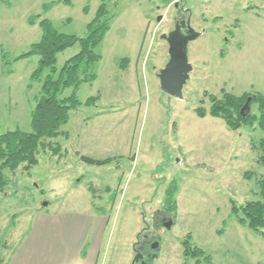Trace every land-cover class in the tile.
I'll return each instance as SVG.
<instances>
[{"label": "rangeland", "instance_id": "obj_1", "mask_svg": "<svg viewBox=\"0 0 264 264\" xmlns=\"http://www.w3.org/2000/svg\"><path fill=\"white\" fill-rule=\"evenodd\" d=\"M58 1L0 0V130L32 131L31 114L42 90L41 81L32 79L39 56L16 59L42 36L39 23H29L32 15L50 19L60 32L86 37L88 23L106 3L111 28L97 48V78L78 88L82 102L100 99L72 110L61 128L69 136L52 139L62 144V156L40 148V162L30 171H5L0 257L8 253L5 240L18 247L39 221L55 226L36 235L50 251H69L70 239L60 244L65 236L56 229L68 223L88 227L83 242L88 249L95 220L105 216L98 264H131L134 244L144 233L160 240L159 256L150 264H194L183 255L188 234L214 264H259L264 238L236 220L232 200L259 198L257 179L264 167L252 141L264 139V130L257 124L232 130L223 118L198 116L196 108L209 109L208 94L221 96L222 90L264 94V0ZM177 2L191 10L192 28L200 32L189 42L193 70L183 98L164 92L158 77L170 59L162 34L175 27ZM79 50L76 44L59 53L58 70ZM252 110L259 114L257 105ZM82 155L114 161L93 165ZM248 170L255 173L252 179L245 178ZM169 186L175 187L176 211L166 204ZM163 213L173 215V222L158 228L155 221Z\"/></svg>", "mask_w": 264, "mask_h": 264}, {"label": "trees", "instance_id": "obj_2", "mask_svg": "<svg viewBox=\"0 0 264 264\" xmlns=\"http://www.w3.org/2000/svg\"><path fill=\"white\" fill-rule=\"evenodd\" d=\"M10 3V0H3ZM58 2L70 3L67 0ZM54 3L46 4V10L52 8ZM179 7L182 2H179ZM88 7L85 11L88 12ZM29 23L35 25L39 23L42 28L40 40L33 43L28 52L20 55L16 59L38 55V65L32 74L33 80L42 83L41 96L31 114L32 131L21 129L0 130V190H4L8 184L5 171H16L24 168L30 171L36 166L39 160V150L43 148L49 150L52 155L62 156L63 146L61 143H54L52 139L59 136H69L68 132L62 130V126L70 120L71 111L77 109L82 104L87 106L96 104L100 95L92 96L82 102L78 96V88L83 83H91L96 80L94 72L95 64L100 61L101 56L97 53L98 46L104 40L107 32L111 28L110 11L106 3H103L95 17L88 23V35L79 37L77 35L60 32L54 23L41 14L32 15ZM76 44L80 45L79 52L67 60L64 66L58 70V54ZM127 59H125L126 61ZM122 67H126L123 62ZM58 73L57 76L55 74ZM67 89H72L68 95L61 96ZM211 106L206 109L203 106L196 108V113L200 117L210 114L214 117L223 118L227 126L232 130H237L244 125L257 124L264 130V94L256 91H248L243 95H236L232 92L222 90L221 96L209 93ZM251 97V111L249 115L243 116L241 109ZM253 105L258 106L259 114L253 112ZM252 148L257 153V162L264 167V139L252 141ZM82 160L93 165H106L114 161V157L98 159L87 155H82ZM246 179H252L255 175L253 171L244 173ZM259 198L248 200L239 204L232 200V213L236 220L261 237L264 238V175L258 179ZM169 186L166 189V204L170 209L176 211L177 202L175 190ZM96 196V189L90 188ZM224 232V228L220 233ZM191 234H188L183 241V255L185 259L195 260L194 264H214L211 255L197 246ZM6 257H0V264H4ZM187 264V263H185Z\"/></svg>", "mask_w": 264, "mask_h": 264}, {"label": "crops", "instance_id": "obj_3", "mask_svg": "<svg viewBox=\"0 0 264 264\" xmlns=\"http://www.w3.org/2000/svg\"><path fill=\"white\" fill-rule=\"evenodd\" d=\"M95 221L96 230L92 234L88 249L84 248L83 245L89 233L87 226H82L81 228L75 225L77 223L56 226V229H59L58 233L65 236L63 243L61 238L59 243L68 244V239L72 243L67 252H64L62 248H53L50 251L49 243H45L41 237L36 236L41 233L43 228L53 227L52 222H36V229L33 231L34 235L25 236L19 241L18 247H12L10 240L4 241L3 248L8 250L4 264H98L100 260V245L102 244L101 228L105 225L107 219L105 216H99ZM259 264H264V258Z\"/></svg>", "mask_w": 264, "mask_h": 264}, {"label": "water", "instance_id": "obj_4", "mask_svg": "<svg viewBox=\"0 0 264 264\" xmlns=\"http://www.w3.org/2000/svg\"><path fill=\"white\" fill-rule=\"evenodd\" d=\"M176 6L178 7L179 3H176ZM198 36H200V32L192 28L190 19L183 20L181 24H176V27L170 33L162 34V38L169 44L170 59L165 67L160 70L158 77L162 90L167 94L183 98V89L193 70V66L189 61L188 46L189 42ZM250 111L251 97L248 98L241 109V114L247 116Z\"/></svg>", "mask_w": 264, "mask_h": 264}, {"label": "flooded vegetation", "instance_id": "obj_5", "mask_svg": "<svg viewBox=\"0 0 264 264\" xmlns=\"http://www.w3.org/2000/svg\"><path fill=\"white\" fill-rule=\"evenodd\" d=\"M178 13L179 14L177 15V18L175 21V27H176V24H181L183 20H189V19L191 20V10L187 8V6L183 7V5H181L178 9ZM191 25H192V21H191ZM157 218H161L155 221V223H161V226H159L158 228L160 227L164 228V227L171 226L174 216L171 214L169 215V214L163 213L162 217L158 216ZM155 231H157V229ZM158 239H159V236L156 237L155 234L151 235V234L144 233L142 236H140V238L137 239L138 241H136L134 244V256H133L131 264H150L151 260L154 257H158L160 253L159 252L160 245L158 244L160 243L159 242L160 240Z\"/></svg>", "mask_w": 264, "mask_h": 264}]
</instances>
